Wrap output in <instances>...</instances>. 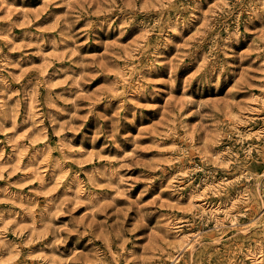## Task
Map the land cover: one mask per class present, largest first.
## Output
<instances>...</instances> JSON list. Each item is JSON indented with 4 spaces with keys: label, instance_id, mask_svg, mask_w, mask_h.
I'll return each mask as SVG.
<instances>
[{
    "label": "rangeland",
    "instance_id": "1",
    "mask_svg": "<svg viewBox=\"0 0 264 264\" xmlns=\"http://www.w3.org/2000/svg\"><path fill=\"white\" fill-rule=\"evenodd\" d=\"M0 264H264V0H0Z\"/></svg>",
    "mask_w": 264,
    "mask_h": 264
},
{
    "label": "bare ground",
    "instance_id": "2",
    "mask_svg": "<svg viewBox=\"0 0 264 264\" xmlns=\"http://www.w3.org/2000/svg\"><path fill=\"white\" fill-rule=\"evenodd\" d=\"M206 211V210H205ZM217 211V210H216ZM226 214V213H225ZM234 222V221H233ZM234 224V223H233ZM247 229V228H246ZM187 236V235H186ZM185 237V236H184ZM188 237V236H187ZM187 239V238H186ZM188 240V239H187ZM187 244V243H186ZM192 245V244H191ZM186 246V245H185ZM187 246H188V244H187ZM189 247V246H188ZM257 253V252H256ZM255 254V253H254ZM253 254V255H254ZM258 255V254H257ZM257 259V258H256ZM261 262V261H260Z\"/></svg>",
    "mask_w": 264,
    "mask_h": 264
}]
</instances>
